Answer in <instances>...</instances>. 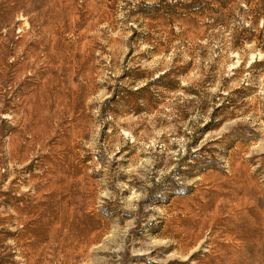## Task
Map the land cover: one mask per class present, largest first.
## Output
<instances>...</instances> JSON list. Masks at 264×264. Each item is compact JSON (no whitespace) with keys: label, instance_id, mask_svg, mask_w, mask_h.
Masks as SVG:
<instances>
[{"label":"rangeland","instance_id":"1","mask_svg":"<svg viewBox=\"0 0 264 264\" xmlns=\"http://www.w3.org/2000/svg\"><path fill=\"white\" fill-rule=\"evenodd\" d=\"M0 264H264V0H0Z\"/></svg>","mask_w":264,"mask_h":264}]
</instances>
